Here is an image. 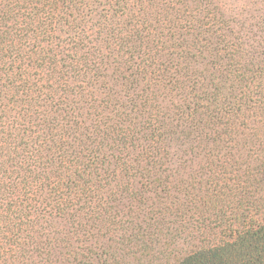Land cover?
I'll list each match as a JSON object with an SVG mask.
<instances>
[{
  "label": "trees",
  "instance_id": "1",
  "mask_svg": "<svg viewBox=\"0 0 264 264\" xmlns=\"http://www.w3.org/2000/svg\"><path fill=\"white\" fill-rule=\"evenodd\" d=\"M0 264H264V0H0Z\"/></svg>",
  "mask_w": 264,
  "mask_h": 264
}]
</instances>
